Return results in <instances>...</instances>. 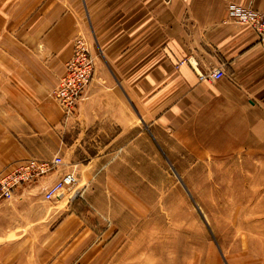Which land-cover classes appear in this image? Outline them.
<instances>
[{
	"label": "crops",
	"instance_id": "obj_1",
	"mask_svg": "<svg viewBox=\"0 0 264 264\" xmlns=\"http://www.w3.org/2000/svg\"><path fill=\"white\" fill-rule=\"evenodd\" d=\"M231 3L264 12V0H0V173L64 162L0 202V264H95L112 242L101 219L119 225L113 210L138 202L145 160L264 159V48ZM79 35L94 73L65 123L53 91ZM69 170L88 201L56 211L42 193ZM218 243L223 264H264V235Z\"/></svg>",
	"mask_w": 264,
	"mask_h": 264
},
{
	"label": "rangeland",
	"instance_id": "obj_2",
	"mask_svg": "<svg viewBox=\"0 0 264 264\" xmlns=\"http://www.w3.org/2000/svg\"><path fill=\"white\" fill-rule=\"evenodd\" d=\"M175 155L144 161L142 196L113 210L119 225L94 213L107 230L104 244L112 241L95 264H215L217 254L223 264L218 238L231 247L234 237L264 235V209L256 208L264 203V159L195 161L179 150ZM126 178L130 188L132 177ZM85 187L77 183L64 192L54 209H67L75 190L71 203L87 202Z\"/></svg>",
	"mask_w": 264,
	"mask_h": 264
},
{
	"label": "built area",
	"instance_id": "obj_3",
	"mask_svg": "<svg viewBox=\"0 0 264 264\" xmlns=\"http://www.w3.org/2000/svg\"><path fill=\"white\" fill-rule=\"evenodd\" d=\"M228 16L245 25L250 26L260 38L264 48V12L243 8L237 4L227 5ZM94 73V59L90 54L88 41L81 35L74 39L72 56L66 63L63 76L53 91V97L62 111L66 123L73 114V109L89 85ZM222 76L219 70L209 71L205 76L210 80H217ZM64 165L63 159L55 156L49 161L26 159L12 165L8 170L0 173V202L11 199L16 190L45 177ZM78 178L74 170L64 172L42 193L44 201L53 202L63 197V193L72 188L77 189ZM78 197L77 190L69 195L67 202L71 203Z\"/></svg>",
	"mask_w": 264,
	"mask_h": 264
},
{
	"label": "bare ground",
	"instance_id": "obj_4",
	"mask_svg": "<svg viewBox=\"0 0 264 264\" xmlns=\"http://www.w3.org/2000/svg\"><path fill=\"white\" fill-rule=\"evenodd\" d=\"M62 198H63V197H62ZM62 198H61V199H62Z\"/></svg>",
	"mask_w": 264,
	"mask_h": 264
}]
</instances>
